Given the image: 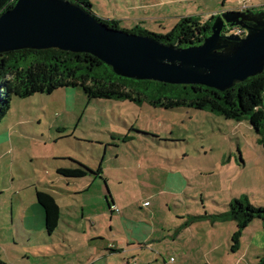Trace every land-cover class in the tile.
I'll return each mask as SVG.
<instances>
[{"label":"rangeland","instance_id":"374dc122","mask_svg":"<svg viewBox=\"0 0 264 264\" xmlns=\"http://www.w3.org/2000/svg\"><path fill=\"white\" fill-rule=\"evenodd\" d=\"M262 6L264 0H94L92 11L116 21L120 31L166 35L184 17L206 21ZM68 158L88 167L93 178L67 184L57 169L69 166ZM37 190L51 194L62 210L50 239L42 211L32 205ZM108 192L119 209L113 216ZM244 197L264 207V148L247 121L195 109L89 101L81 88H70L14 98L0 124V264H88L94 253L123 264L141 250L138 242L130 245L123 216L154 219L160 232L147 248L161 254L155 264H257L264 256L257 244L233 253L231 241L208 259L191 241L193 230L211 224L198 215ZM191 218L185 230H176H184L182 241L174 233L165 237L169 225ZM113 246L120 253L111 254Z\"/></svg>","mask_w":264,"mask_h":264},{"label":"trees","instance_id":"16d2710c","mask_svg":"<svg viewBox=\"0 0 264 264\" xmlns=\"http://www.w3.org/2000/svg\"><path fill=\"white\" fill-rule=\"evenodd\" d=\"M18 0H0V16L12 9ZM75 3L110 29L120 30L114 20L96 16L94 0H66ZM225 13V12H224ZM247 15H261L259 9H246ZM218 16L208 20L200 17L181 18L173 30L166 35L123 30L131 34L152 37L162 43L179 48L198 46L212 34V25ZM245 23H248L245 22ZM246 30L226 24L223 37ZM81 88L89 101H129L139 106L149 104L153 108L175 110L180 108L209 111L235 122L247 121L264 148V72L249 78L234 87L219 91L201 85H170L155 81H136L118 76L112 67L87 53H72L58 49L19 50L0 56V124L8 115L14 98L26 99L36 94L52 95L60 89ZM147 135V134H146ZM74 168H59L57 174L64 179H82L93 174L88 167L69 159ZM100 172L102 168L100 167ZM39 205L45 211V229L52 236L58 229L61 210L55 198L37 191ZM224 213H205L197 219L212 221H234L238 230L232 238V250L240 245L243 231L255 220L264 223V207H254L247 198L234 199ZM194 218L185 221L179 229L188 227ZM257 264H264V256Z\"/></svg>","mask_w":264,"mask_h":264},{"label":"water","instance_id":"95a60500","mask_svg":"<svg viewBox=\"0 0 264 264\" xmlns=\"http://www.w3.org/2000/svg\"><path fill=\"white\" fill-rule=\"evenodd\" d=\"M226 24L242 27L246 36L223 37ZM49 49L91 54L118 76L136 81L226 91L264 72V18L225 12L216 18L212 34L202 44L179 48L110 29L66 0H18L0 16V56Z\"/></svg>","mask_w":264,"mask_h":264},{"label":"crops","instance_id":"0c3cea01","mask_svg":"<svg viewBox=\"0 0 264 264\" xmlns=\"http://www.w3.org/2000/svg\"><path fill=\"white\" fill-rule=\"evenodd\" d=\"M247 9H250V8H247ZM233 11H238V10H233ZM227 12H229V11H227ZM249 126H250V124H249ZM250 128H251V126H250ZM66 159H64V160H66ZM68 159H70V158H68ZM72 160H74V159H72ZM74 167H76V165L69 161V166H65L63 168H74ZM89 177L93 178L92 176L88 175L87 177L82 178V179H87ZM60 178H62V177H60ZM64 180L67 182V184L70 181V184H71V183L77 182V180H80V179H75V180L64 179ZM108 193H109V195H108L109 199L107 200V206H108V210L111 212V216H113V214L116 213L117 211H112V207H115V206L117 207L118 205H117V201H115L112 198L111 193L110 192H108ZM34 204L36 206H38V208H40V210L42 211L43 216H44V221H45V211L38 203L37 192H36V201L32 202V205H34ZM228 205L229 204H225V205H221V206L218 205V207H220V208H209L208 212H205V213L206 214L207 213H214V214L215 213H224V212H226L225 210L227 209ZM60 210H61V208H60ZM117 213H119V211ZM120 213H122L121 210H120ZM61 215H62V210H61ZM147 220L148 221H145V220L132 221V220H129L128 218H126L125 216H123L122 219L120 220L121 222L122 221L124 222V225L127 229V236H128V240L130 241V245L134 246L135 242H138V246L141 248L140 251L136 250L135 253L131 254V256H129L131 258H128L127 260H125L124 263L128 262L129 264H155L158 262L159 256H161V254L159 252L154 251V250L151 251L150 249L147 248V245H149L150 243L155 241V240H153V238L156 235V233H158L160 231H157L156 223H155L153 218L148 216ZM60 221H61V216H60ZM232 222L233 221L223 222V221H212L211 220V224H210L208 230L205 228H201L199 230H196V232L193 230L194 233H193L191 241H193L194 245H196L195 247H196V250L198 252V255L201 256V253H202L205 257L210 259L214 255H219V254H217V252L225 250L227 244L229 242L231 243V241H232L233 231L235 229V225H233ZM171 223H173V222H171ZM184 223H185L184 221H181L180 225H178L177 223H175L176 225H169L170 228L168 230V233L165 235V237L168 234L174 233L176 238L173 237V239H177L179 241H182L183 239H181L180 233L183 232L185 229L183 228L184 230H182L179 233L176 230H180L179 229L180 226H182ZM59 224H60V222H59ZM255 224H257L259 228L264 229V223L262 221L255 220L254 222H252L244 230L242 237L240 239V245L236 251H233V253L240 252L245 246H247L248 249L256 248L255 244H257V248L259 251H264V230L261 231L260 229L256 228ZM160 225L161 224H159V226ZM59 226H58V229H59ZM251 227L256 228L255 233H253V234L248 233V230ZM57 230H56V232H57ZM200 231H202L204 233V236L201 235L202 232H200ZM45 232H46V229H45ZM247 233H248V235H246ZM46 234H47V232H46ZM52 236H48V234H47V237L49 239ZM157 240H159V239H157ZM247 247H245L246 250H247ZM108 251L111 254L120 253L119 250L117 248H115L114 246L112 248H110V250H108ZM87 254H89V253H87ZM150 255L152 256V259L148 260V256H150ZM88 258H90L88 264H104V262H105V264H110L109 263L110 259L106 260L105 255L98 256V253H94L92 255H89V256H87V260H88ZM171 259H173V258H171ZM183 259H187V257H184Z\"/></svg>","mask_w":264,"mask_h":264},{"label":"built area","instance_id":"2783aa9c","mask_svg":"<svg viewBox=\"0 0 264 264\" xmlns=\"http://www.w3.org/2000/svg\"><path fill=\"white\" fill-rule=\"evenodd\" d=\"M245 9H247V8H245ZM242 11H243V10H242ZM235 35H238V36H240V37H245V36H246V34H245V36H244L243 31H241V30L237 31V32L235 33ZM112 211H118V210L116 209V207H112ZM171 260H173V259H171ZM124 264H129V263L126 262V263H124Z\"/></svg>","mask_w":264,"mask_h":264}]
</instances>
